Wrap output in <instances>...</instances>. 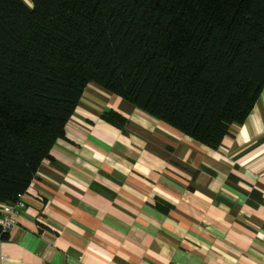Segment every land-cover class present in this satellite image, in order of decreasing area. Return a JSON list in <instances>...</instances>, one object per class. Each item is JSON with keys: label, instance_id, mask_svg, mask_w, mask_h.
Segmentation results:
<instances>
[{"label": "trees", "instance_id": "16d2710c", "mask_svg": "<svg viewBox=\"0 0 264 264\" xmlns=\"http://www.w3.org/2000/svg\"><path fill=\"white\" fill-rule=\"evenodd\" d=\"M31 2L0 0V203L27 191L90 82L215 147L264 87V0Z\"/></svg>", "mask_w": 264, "mask_h": 264}, {"label": "crops", "instance_id": "0c3cea01", "mask_svg": "<svg viewBox=\"0 0 264 264\" xmlns=\"http://www.w3.org/2000/svg\"><path fill=\"white\" fill-rule=\"evenodd\" d=\"M50 153L0 264H264V87L215 147L90 82Z\"/></svg>", "mask_w": 264, "mask_h": 264}, {"label": "built area", "instance_id": "2783aa9c", "mask_svg": "<svg viewBox=\"0 0 264 264\" xmlns=\"http://www.w3.org/2000/svg\"><path fill=\"white\" fill-rule=\"evenodd\" d=\"M28 192L20 193L14 201L0 203V228L2 234L9 232L17 225L19 216L26 208ZM2 259L5 256L1 257Z\"/></svg>", "mask_w": 264, "mask_h": 264}]
</instances>
